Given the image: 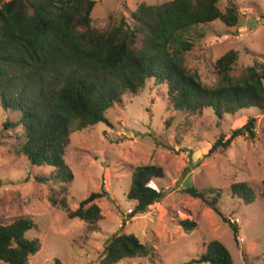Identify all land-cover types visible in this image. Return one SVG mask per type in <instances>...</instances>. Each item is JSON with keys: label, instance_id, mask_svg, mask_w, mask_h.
<instances>
[{"label": "rangeland", "instance_id": "rangeland-1", "mask_svg": "<svg viewBox=\"0 0 264 264\" xmlns=\"http://www.w3.org/2000/svg\"><path fill=\"white\" fill-rule=\"evenodd\" d=\"M94 1L93 25L104 27L119 15L128 17L141 2L167 0ZM234 2L241 16L237 26L215 20L186 34L192 47L184 54V64L204 85L216 83L214 61L229 49L238 52L235 72L255 59L264 63V0ZM165 91L164 85L147 80L136 95L125 94L106 111L110 127L98 123L72 131L64 156L73 174L70 182L57 181L50 186L36 182L34 177L47 174L50 167L30 165L24 155L14 153L12 138L0 139V225L28 218L35 227L25 236L37 239L40 245L26 264H53L54 259L62 264H97L107 240L121 232L134 234L150 253L117 264H189L211 240L227 248L232 264H264V200L260 196L264 110L241 109L217 122L208 108L195 115L174 110ZM11 117L0 106V128ZM248 117L256 118L254 139L238 137L226 149L207 155L220 134L227 137ZM147 163L162 168L164 177L149 185L164 195L146 211L130 216L135 204L126 196L131 175ZM233 182L252 188L254 201L246 204L233 195L229 189ZM188 186L219 188L220 215L185 193ZM101 191L107 196L94 201L100 209L98 221L86 223L67 217L62 199L74 210L90 193ZM50 194L55 203L48 201ZM234 218L238 223L230 221ZM184 219L195 224L191 231L179 226Z\"/></svg>", "mask_w": 264, "mask_h": 264}, {"label": "trees", "instance_id": "trees-1", "mask_svg": "<svg viewBox=\"0 0 264 264\" xmlns=\"http://www.w3.org/2000/svg\"><path fill=\"white\" fill-rule=\"evenodd\" d=\"M220 2H141L128 17L119 15L115 22L96 27L91 16L94 0H0V106L12 115L2 122L0 139L12 138L14 153L24 155L30 165L50 167L47 174L34 177L50 186L73 178L64 159L70 133L98 123L110 127L106 111L125 94L136 95L147 80L164 85L168 105L184 114L208 108L219 122L241 109L263 111L264 63L255 59L235 72L238 52L229 49L214 61L217 81L212 86L204 85L184 64V54L192 47L186 38L190 29L215 20L229 27L239 24L234 0L223 6ZM255 126L256 118L248 117L227 137L220 134L207 155L226 149L238 137L254 139ZM163 177L162 168L150 163L133 170L126 193L135 202L130 216L161 200L162 190L149 183ZM229 189L246 204L255 199L246 183L233 182ZM183 191L220 215L219 188L188 186ZM103 196V191L92 192L74 210L63 199L61 205L68 218L95 223L101 214L94 201ZM260 196L264 200V181ZM48 201L55 203L52 194ZM178 224L185 231L195 226L186 219ZM33 227L28 218L0 225V262L26 264L40 247L37 239L25 236ZM149 253L134 234L121 232L107 240L97 264H117ZM190 262L232 264V259L221 242L211 240ZM53 264L62 263L54 259Z\"/></svg>", "mask_w": 264, "mask_h": 264}, {"label": "built area", "instance_id": "built-area-1", "mask_svg": "<svg viewBox=\"0 0 264 264\" xmlns=\"http://www.w3.org/2000/svg\"><path fill=\"white\" fill-rule=\"evenodd\" d=\"M232 223H238V218H234L230 220Z\"/></svg>", "mask_w": 264, "mask_h": 264}]
</instances>
